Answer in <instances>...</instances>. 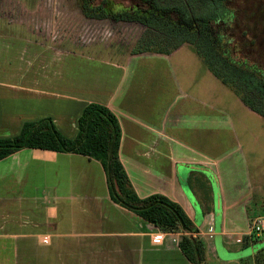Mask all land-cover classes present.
Returning a JSON list of instances; mask_svg holds the SVG:
<instances>
[{"label": "crops", "instance_id": "crops-1", "mask_svg": "<svg viewBox=\"0 0 264 264\" xmlns=\"http://www.w3.org/2000/svg\"><path fill=\"white\" fill-rule=\"evenodd\" d=\"M57 1L0 0V22L23 28L30 37H41L45 6ZM23 37L0 30V139L14 138L25 123L44 118H51L66 138L75 139L85 107L104 105L120 122V157L137 195L141 199L163 195L183 208L195 226L194 238L205 246L204 264H264V235L252 240L247 236L254 221L264 216V168L255 181L246 163L224 162L221 151L237 154L240 145L236 133L221 120L219 94H214V80H220L190 48L181 47L170 54L127 55L100 74L99 98H92L89 75L83 80L69 77L81 69L72 63L68 65L67 86L82 88L83 95L61 96L54 91L61 86L58 65H45L40 58L43 45ZM186 49L187 53L176 59ZM172 59L177 66L193 67L194 75H178ZM202 68L205 72L200 75L204 76L198 78L196 71ZM204 82L211 87L208 95L204 94ZM237 102L254 113L241 99ZM78 162L102 167L83 155L36 149L22 150L0 162V209L4 214H0V241L43 240L53 235L50 230L56 225L50 223L51 214L64 197L59 193L73 191L77 179L72 170L61 167L71 168ZM44 164L51 165V173L44 174ZM87 177L84 185L92 188L91 174ZM104 178V201L110 213L113 210V216L107 217L115 227L120 226L104 235L122 240L119 248H114L116 252L123 254L122 245L126 244L131 263L191 264L179 247V234L164 233L113 203L106 174ZM14 186L18 190L10 189ZM257 197L261 202H256ZM255 203L259 209L249 212ZM42 208L46 222L40 220V225L46 226V233L12 231L13 214L28 218Z\"/></svg>", "mask_w": 264, "mask_h": 264}, {"label": "rangeland", "instance_id": "rangeland-1", "mask_svg": "<svg viewBox=\"0 0 264 264\" xmlns=\"http://www.w3.org/2000/svg\"><path fill=\"white\" fill-rule=\"evenodd\" d=\"M109 1L122 3L126 7L135 5L133 0ZM103 2L104 0H58L57 3L46 5L44 35L38 38L30 37L23 28L17 30L15 26H9L4 22H0V30L19 33L28 41L43 45V55L40 57L43 63L48 67L51 64L58 65L57 78L60 77L61 86L54 89L58 94L83 95L82 88L76 87L73 90L66 83L69 76L68 65L78 63L81 69L72 72L69 77L74 76L77 80L81 77L83 80L89 75L92 98H99L100 74L110 70L113 64L122 62L133 51L143 50L149 39L145 37L147 30L145 26L135 22L118 21L114 11L108 16H94L93 10L99 8ZM229 7L235 10L237 16L236 26L228 31L235 37L234 45L237 51L264 67V0H232ZM158 41L160 45L155 44L151 49L175 45L174 42L169 43L171 40L166 38ZM181 47L191 49L188 44ZM184 53H187V49L179 53L176 59ZM176 59H172V62L178 75L181 73L183 77L194 75L193 67L177 66ZM185 71L187 76L184 75ZM200 72H205V68L197 69L198 78L204 76L200 75ZM206 76L207 74L205 78H208ZM210 89L209 84L204 82L205 95H208ZM216 92L219 94L221 120L236 133L240 145L237 154L229 153L227 149L221 151L225 156L224 162L235 160L246 163L251 177L256 181L264 168V119L240 108L237 101L241 98L230 87L214 80V94ZM233 97L234 102L231 101ZM228 99L230 102H227ZM42 167L44 174L52 172L51 165L44 164ZM70 167L61 168L66 171L72 170L77 176L76 186L73 191L65 193L66 195L59 193L64 197L56 202V210L51 214L50 223L56 225L50 230L53 235L43 240L39 238L0 241V264H137L131 263L126 244L122 245L123 254L114 249L119 248L121 239L107 238L104 235L106 232L117 230L116 228L120 226L115 227L107 217L113 216V210L110 213L108 204L104 201L107 187L102 167L81 162L73 163ZM89 174L93 180L92 188L84 185V176L87 177ZM10 189L18 190L16 186ZM256 202H261V199L257 197ZM257 209L259 208L255 203L249 212ZM2 212L0 209L1 217L4 216ZM14 216L16 217L14 224H11L13 232H47L46 226L40 225V220L41 224L46 222L44 208L33 215L30 213L28 218L19 217L17 213L13 214ZM18 223L22 224V228H19ZM35 224H38V227ZM126 259H129V262H126Z\"/></svg>", "mask_w": 264, "mask_h": 264}, {"label": "trees", "instance_id": "trees-1", "mask_svg": "<svg viewBox=\"0 0 264 264\" xmlns=\"http://www.w3.org/2000/svg\"><path fill=\"white\" fill-rule=\"evenodd\" d=\"M134 6L104 0L93 15L108 16L114 11L117 20L139 23L147 28L143 50L170 54L188 44L222 84L230 87L254 113L264 118V67L252 62L234 45L228 32L236 26L232 0H133ZM113 3V4H112ZM88 4V3H86ZM91 16V15H90ZM234 28V27H233ZM171 40L172 47L151 49L158 40ZM242 51V50H240ZM123 132L117 116L106 106L91 103L78 121L75 139L66 138L51 118L24 124L21 133L0 139V162L25 150L79 154L101 163L113 203L155 225L164 233L180 234L179 247L191 264H204L205 246L195 239V226L183 208L163 195L141 199L133 188L121 161Z\"/></svg>", "mask_w": 264, "mask_h": 264}, {"label": "built area", "instance_id": "built-area-1", "mask_svg": "<svg viewBox=\"0 0 264 264\" xmlns=\"http://www.w3.org/2000/svg\"><path fill=\"white\" fill-rule=\"evenodd\" d=\"M262 235H264V216L259 217L254 221L253 225L251 226L247 234L249 240H252L254 237L262 236ZM192 236L194 237L195 235L192 234Z\"/></svg>", "mask_w": 264, "mask_h": 264}, {"label": "flooded vegetation", "instance_id": "flooded-vegetation-1", "mask_svg": "<svg viewBox=\"0 0 264 264\" xmlns=\"http://www.w3.org/2000/svg\"><path fill=\"white\" fill-rule=\"evenodd\" d=\"M83 1V0H82Z\"/></svg>", "mask_w": 264, "mask_h": 264}]
</instances>
